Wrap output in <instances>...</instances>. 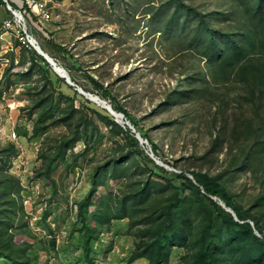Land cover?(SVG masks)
Wrapping results in <instances>:
<instances>
[{
	"label": "trees",
	"instance_id": "trees-1",
	"mask_svg": "<svg viewBox=\"0 0 264 264\" xmlns=\"http://www.w3.org/2000/svg\"><path fill=\"white\" fill-rule=\"evenodd\" d=\"M212 1L214 6L211 7L200 0H157V3L140 0V4L147 5L142 13L148 16V35L159 31L165 42L172 40L181 45L176 48L175 55L168 57L171 58L169 66L185 67L150 112L186 103L189 106L193 99L202 97L215 104L220 115L211 118V126L215 128L218 123L219 127L210 133L209 149L191 158L192 164H205L213 157L217 162V155L207 154L225 149L222 163L218 164L219 170L214 173L200 167L176 171L175 160L162 155L148 130L140 132L143 129L141 118L132 117L118 96L112 93L113 82L105 84L101 74L95 75L83 69L80 59L75 58L65 44L48 36L46 42L57 55L43 46L41 48L68 70L78 86L109 100L114 110L124 114L148 140L155 156L164 160L167 166L155 163L126 124L117 122L105 108L79 93L58 76L33 48H27L31 53L32 67L37 66L44 83L40 88L34 86L27 90V94L35 97L26 115L27 120H33L32 131L25 126L14 129H26L22 135L29 141L41 137L42 132L47 133L50 126L61 124L65 127L64 132L52 137L48 150L44 147L41 155L43 168L36 170L35 177L30 176L35 181L40 177L50 180L52 191L56 192L57 183L52 173L57 161L69 157L68 150L73 151L78 141L90 143L93 136L92 132L88 133L89 127L97 132H100L101 123L109 127L108 135L115 143L117 154L95 163L88 171L89 190L85 197L74 203L76 207H71L65 197L76 220L73 230L76 229L85 239V261L92 260L91 253L97 248L91 240H99L103 229H109L118 219L128 217L131 223H140V233L147 235L148 242L134 256L146 260V264H170L174 252L179 251L184 264H264V0ZM22 2L21 8L37 20V16ZM9 4L16 8L17 2ZM136 22L137 27L139 20ZM77 72L82 73L84 82L77 78ZM59 81L64 82L66 92L58 86ZM9 86V74L5 73L0 80V97ZM33 89L35 92H31ZM76 99L80 100L78 106H75ZM231 101L235 103L230 115L231 133H227L224 128L230 126L229 116L223 113V109L231 105ZM245 103L252 106L246 107ZM228 136L230 139L226 141ZM235 138L241 140V148H235ZM18 151L13 141L0 140V195H3L0 198V222L13 221L17 215L26 225L21 194L24 186L19 177L9 172L11 160ZM72 155L65 166L67 172L72 170L70 164L78 157L74 153ZM125 158L131 160L132 170L124 164ZM141 160L144 168H141ZM143 169L147 171L146 175L141 172ZM239 172L248 173L251 179L259 182V191L248 202L244 198L245 184L239 193L228 184L229 179ZM108 177H123L128 190L120 196L107 194L96 203L92 196L97 186L106 182ZM44 196L40 195L42 198L34 201L35 206L41 207V220H46V210L54 195ZM33 197L36 198L34 192ZM26 198L31 202L34 200L32 196ZM92 204L94 211L91 213L88 208ZM50 224L47 230L52 233ZM0 229L6 230L5 227ZM25 233L30 241L14 244L13 234H9L0 242V263L33 264L37 254L34 260L26 258L25 262L18 254L34 247L35 242L51 248L49 241L35 236L30 227Z\"/></svg>",
	"mask_w": 264,
	"mask_h": 264
},
{
	"label": "rangeland",
	"instance_id": "rangeland-1",
	"mask_svg": "<svg viewBox=\"0 0 264 264\" xmlns=\"http://www.w3.org/2000/svg\"><path fill=\"white\" fill-rule=\"evenodd\" d=\"M13 1L17 2V9L22 7V0ZM200 1L208 7L214 6L212 0ZM37 2L45 5L49 14L47 21L41 19L40 16H37V20H33L26 14L27 12H23V7L21 10L25 16L26 31L36 39L40 46L57 55L53 47L46 42L50 36L52 40L65 44L75 58L80 59L79 64L83 69L95 75L101 74L105 84L113 82L111 84L112 93L118 96V100L127 107L132 117L141 118L143 129L140 132L148 130L150 138L157 143L162 155L172 161L175 160L178 166L176 171L186 167L208 168L211 173L219 170L218 164L222 163L225 149H218L213 154H207L208 156L217 155V162L213 161V157L205 164L191 163L193 156L203 154L209 149L210 133L219 127L218 123L215 128L211 126V118L220 115L215 104L208 102L206 97H202L193 99L189 106L186 103L170 108L162 107L150 112L151 108L164 97L170 85L185 67L183 65L169 66L171 58L168 57L176 54V48H179L180 44L178 46L172 40L165 42L159 31L148 35V16L142 13L146 4H140V0H38ZM151 3H157V0H151ZM16 13L18 18H22V14ZM181 19L183 21V15ZM4 20L12 21L9 29L2 27ZM138 20L139 25L136 27ZM22 30L23 25L18 22L6 4L3 5L0 1V80L2 75L7 73L11 81V86L0 97V140L2 141L8 140L12 126H14L13 122L17 124L16 126H25L32 131L33 120H27L26 115L29 114L28 106L33 104L31 100L35 97H32L33 94H27V90L34 86L40 88L44 83L37 66L32 67L31 53L28 52L21 39ZM77 78L82 82L85 80L80 72H77ZM58 86L62 91H67L64 82L59 81ZM31 92H35V89ZM78 101L80 100L76 99L75 106H78ZM234 103L231 101V105L223 109V113L229 116L230 126L226 125L224 128L227 133H231L230 115ZM95 104L98 106L97 103ZM245 106L252 105L245 103ZM145 114L147 116L143 117ZM108 128L102 123L100 132L89 127L88 133L92 132L93 136L90 143L78 141L73 151L68 150L69 157L57 161L52 173L57 183L56 192L52 191L53 186L50 180L40 177L35 181L33 177L36 175V170L43 168L41 155L44 147L48 150L53 142L52 137L64 132L65 127L61 124L53 128L50 126L47 133L42 132L41 137L32 138L29 141L22 134L20 135L21 150L11 163L12 168L9 172L22 179V186H25L21 191L23 198L32 196L34 200L23 202V222L26 225L22 224L17 215L13 217V221L0 222V228H6V230L0 229V242L6 240L9 234H13L14 244L30 241L25 235L29 227L35 236L45 239V242L54 241V244L50 245L51 248L42 247L39 242H35L34 247L21 251L18 256L22 262H25L26 258L34 260L37 254L33 264L147 263L146 260L134 257L138 254L136 252L148 242L147 235L140 233V223H131L128 217L118 219L110 225L109 229H103L99 240H91L93 245L97 246L96 250L91 253V261H85L83 258L84 237L76 229L73 230V223L76 220L73 211L68 207L69 204L73 208L76 207L74 203L88 193V171L95 163L117 154L114 150L115 143L108 135ZM229 139L230 136L226 138V141ZM139 144L147 154L145 146L140 142ZM234 145L236 149L241 148V140L235 138ZM72 153L78 157L70 164L72 170L69 173L65 166L72 158ZM188 157L190 158L187 160ZM124 164H127L130 170L133 169L129 158L124 159ZM144 166L141 160V168ZM167 168L173 169L170 166ZM143 170L141 172L146 175L147 171ZM124 182L126 180L123 177H108L106 182L97 186L92 200L97 203L107 194L119 196L124 194L128 190ZM228 184L233 191L238 193L243 185H246L245 202H248L260 187L259 182L251 179L250 174L241 172L230 178ZM36 189L39 192L36 193ZM33 192L36 198L33 197ZM43 194L47 198L54 195L46 210V220H41V207L34 204V201ZM15 195L18 197L16 193ZM1 197L3 195H0ZM65 197L69 201L68 205ZM93 205L88 208L91 213L94 211ZM128 211L131 212V210ZM49 223H51L52 233L47 230ZM15 230L19 231L16 233ZM170 264H184L182 252H174Z\"/></svg>",
	"mask_w": 264,
	"mask_h": 264
},
{
	"label": "water",
	"instance_id": "water-1",
	"mask_svg": "<svg viewBox=\"0 0 264 264\" xmlns=\"http://www.w3.org/2000/svg\"><path fill=\"white\" fill-rule=\"evenodd\" d=\"M19 11V10H18ZM16 11V12H18ZM15 11H12V13L15 15V16H18L17 13ZM19 14H21V12L19 11ZM31 45H32V48L39 54L41 55L48 63L49 65L52 67V69L54 70V72L56 74H58L60 77L64 78V80L70 84L71 86H74L75 89L83 94L86 98H88L89 100L91 101H94L95 103H97L98 105L102 106L103 108H105L109 113H111L114 117H115V120L119 123H124L126 124L130 129L131 131L134 133L135 137L139 140V142L145 146L146 148V152L147 154L159 165H162V166H167L165 165V163L159 159L158 157L155 156V154L153 153V151L151 150V147L148 143V140L143 138L141 136V134L139 133V131H137L135 129V127L131 124V122L125 118L124 114L122 112H118L116 110H114L112 108V105L111 103H109L107 100L105 99H102L98 94L96 93H92V92H89V91H85L82 87L78 86L72 79H71V76L68 72V70L62 66L61 64H59V62L57 60H55L54 57H52L50 54H48V52H46L45 50H43L41 48V46L38 44V42L36 41V39L34 37H32L31 39ZM101 103H99V102ZM25 133V129H19L18 130V134H23ZM223 206H225L223 203H221ZM227 210L231 211L232 210L230 208H226ZM54 244V241L53 240H50V245H53Z\"/></svg>",
	"mask_w": 264,
	"mask_h": 264
},
{
	"label": "built area",
	"instance_id": "built-area-1",
	"mask_svg": "<svg viewBox=\"0 0 264 264\" xmlns=\"http://www.w3.org/2000/svg\"><path fill=\"white\" fill-rule=\"evenodd\" d=\"M3 1H5L6 6L8 7V9L11 12L12 11H18V10L21 12L22 18H18L16 16L18 22L23 25V30H22V33L20 34L21 35V39H22V42L25 43L27 48L28 47H32L31 39H32L33 36L29 35L28 32L25 29V16L23 15V12H28V11H26V9L24 8L23 12H22L21 8L17 9V8H14L13 6H11L9 4L8 0H3ZM23 1H24L25 5H26V8H29L30 11L33 14H35L38 17L40 16V18L45 20V21L48 20L49 14H48V11H47V9H46L44 4H42V3L40 4L39 2H37L38 0H23ZM11 25H12V21L4 20L3 24H2V27L6 28V29H9L11 27ZM9 138L12 141H15V142L17 141L18 133H17V131L14 128L11 129V132L9 134Z\"/></svg>",
	"mask_w": 264,
	"mask_h": 264
},
{
	"label": "clouds",
	"instance_id": "clouds-1",
	"mask_svg": "<svg viewBox=\"0 0 264 264\" xmlns=\"http://www.w3.org/2000/svg\"><path fill=\"white\" fill-rule=\"evenodd\" d=\"M17 133H18V131H17ZM8 140H9V136H8ZM11 141H12V140H11ZM13 142L17 144L18 150L20 151V150H21V149H20L21 146H20V144L18 143V139H17L16 142H15V141H13ZM18 144H19V145H18ZM19 151H18V154H17L15 157L12 158V160H11L12 162H13V160H14L15 158H17V156L19 155ZM11 168H12V167H11ZM11 168H10V169H11ZM22 184H23V183H22V179H21V185H22ZM24 187H25V186H24ZM28 200H30V198H25V199H24V203L27 202Z\"/></svg>",
	"mask_w": 264,
	"mask_h": 264
},
{
	"label": "crops",
	"instance_id": "crops-1",
	"mask_svg": "<svg viewBox=\"0 0 264 264\" xmlns=\"http://www.w3.org/2000/svg\"><path fill=\"white\" fill-rule=\"evenodd\" d=\"M10 1L12 2L13 0H10ZM13 2H14V1H13ZM1 4H3V3H1ZM3 5H4V4H3ZM48 54H49V53H48ZM13 123H14V124H13L14 126H12V128L17 127V126H16L17 124H16L15 122H13ZM22 129H24V128H22ZM26 129H27V128H26ZM26 129H25V132H26ZM27 130H28V129H27ZM23 134H24V133H23ZM19 135H21V134H19ZM9 140H10V138H9ZM18 143H19V144L22 143V141L20 140V138H18ZM23 143H24V142H23Z\"/></svg>",
	"mask_w": 264,
	"mask_h": 264
},
{
	"label": "bare ground",
	"instance_id": "bare-ground-1",
	"mask_svg": "<svg viewBox=\"0 0 264 264\" xmlns=\"http://www.w3.org/2000/svg\"><path fill=\"white\" fill-rule=\"evenodd\" d=\"M99 102V101H98ZM99 103H101V102H99Z\"/></svg>",
	"mask_w": 264,
	"mask_h": 264
}]
</instances>
